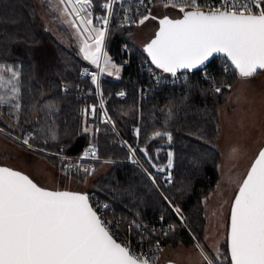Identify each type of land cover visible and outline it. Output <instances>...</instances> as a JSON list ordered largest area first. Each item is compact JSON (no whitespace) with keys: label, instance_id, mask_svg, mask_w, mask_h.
<instances>
[{"label":"trees","instance_id":"obj_1","mask_svg":"<svg viewBox=\"0 0 264 264\" xmlns=\"http://www.w3.org/2000/svg\"><path fill=\"white\" fill-rule=\"evenodd\" d=\"M36 1L0 0V75L12 81L0 88V95L11 97L12 85L20 90L17 99L0 105V127L15 143L33 154L44 155L54 164V157L22 145L16 138H28L48 151L64 148L70 154L81 152L89 142L97 143L100 156L112 159L113 163L86 190H94L114 206L115 213H110L112 218L148 224L159 220L162 215V221L159 220L162 225L179 223L169 205L171 202L185 212V223L191 233L197 235L196 241L204 243L206 211L202 200L210 195L220 179L222 154L216 146L221 131L219 110L240 78L234 66L224 56L215 57L208 64L220 85L219 92L195 70H180L188 75L176 85L153 87L150 76L140 63L149 61L153 69L161 70L151 63L144 47L134 41L136 25L120 26L115 17L107 37L106 53L122 69L119 78L104 72L101 83L104 94L109 97L111 118L130 144L153 147L154 143L149 139L157 130L173 134L177 151L174 179L170 184L159 179L158 189L145 171L130 161L129 149L120 145L108 123L96 131L98 111L94 115L88 114L78 96L79 87L88 91L95 87L92 81L79 77L80 67L90 63L83 59L79 50L77 31L59 17L50 0H39L41 6L55 16L59 37L44 22L37 11ZM93 1L96 10L101 11L106 0ZM121 5L122 2L117 3L118 8ZM12 72L19 74L18 80L12 78ZM123 88L128 94L120 99L115 91ZM16 103L20 104L19 109L15 108ZM195 106L201 109L195 111ZM136 126L139 134L134 130ZM85 128L89 131L85 132ZM31 134L34 136L30 137ZM135 149L141 156L139 148ZM205 154L210 158L203 161L201 157ZM102 164L98 162L95 170ZM191 167L198 170L190 177L188 170ZM70 172L77 179L87 175L85 172ZM154 237L160 238L166 247L194 242L181 225L166 234L156 233ZM222 250L223 258L218 264H228L227 239ZM159 253L154 261L160 262Z\"/></svg>","mask_w":264,"mask_h":264},{"label":"snow or ice","instance_id":"obj_2","mask_svg":"<svg viewBox=\"0 0 264 264\" xmlns=\"http://www.w3.org/2000/svg\"><path fill=\"white\" fill-rule=\"evenodd\" d=\"M140 2L143 4V0ZM60 3L71 7V12L69 7L63 11L74 14L76 19L71 21L74 27L79 20L77 33L81 35L79 50L83 59L100 73L111 76L115 70L119 78V67L103 51L105 31L116 0H106L102 5L108 15L96 17L101 27L93 25L92 13L88 11L92 0H60ZM164 6L177 8L182 17L160 19L155 37L144 46V52L157 69L176 76L180 70L192 71L204 66L210 57L220 53L243 79L264 70V0H221L218 7H209L207 11L201 10L198 0H164ZM124 19L127 22L129 17L125 15ZM147 19L149 16H142L139 24ZM82 75H90L99 89L97 73L85 69ZM12 78L18 80L19 74L12 72ZM11 83L0 75V88ZM19 91L12 85L11 97L0 95V105L17 99ZM119 95L124 96V93ZM14 106L20 108L19 103ZM136 131L139 134V129ZM161 136H166L171 144L172 135L168 132L156 131L152 138ZM23 143L28 145L29 140ZM129 151L134 157L137 149L129 146ZM139 151L146 157L149 155L146 148ZM89 154L94 159L99 158L95 147L86 150L84 156ZM167 155V167L171 168L173 152ZM157 170L164 171L163 168ZM83 171L91 174L94 169L84 168ZM150 178L155 183V178ZM174 211L180 215L179 207ZM110 223L90 203L87 194L51 191L39 187L20 171L0 167V264H151L145 255L132 251L126 242H117ZM227 249L228 264H264V149L259 151L238 186L231 205ZM205 259L208 264H214L207 255Z\"/></svg>","mask_w":264,"mask_h":264},{"label":"rangeland","instance_id":"obj_3","mask_svg":"<svg viewBox=\"0 0 264 264\" xmlns=\"http://www.w3.org/2000/svg\"><path fill=\"white\" fill-rule=\"evenodd\" d=\"M50 3L61 19L66 21L68 25H73L70 15L63 11L66 7L65 4H61L60 0H50ZM36 4L37 11L47 26L61 37L55 27V16L52 17L41 6L39 0L36 1ZM162 8L165 9L154 12L155 19L150 18L143 24L136 25L133 39L138 45L144 47L155 37V33L159 30L160 18L164 16H182V13L177 8ZM74 29L77 31V25ZM76 35L80 49L81 35L77 32ZM113 63L119 67L120 74L122 66L115 62ZM113 72V75L117 76L115 70ZM195 108H193L195 111L201 109L199 106H195ZM189 112L193 111L189 110ZM219 113L221 131L216 140V146L222 154L220 179L216 188L208 197L202 200L203 207L206 211L204 243L196 241L197 235L193 232L191 233L186 224L188 233L194 242L187 244L179 243L176 246L166 247L161 240V250H163L162 252L161 250L159 251L161 253L158 252L160 254L158 258L160 262L173 261L181 264H208V261L205 259V255H207L214 261V264H218L223 258L222 244L225 243L228 236L230 210L233 199L239 184L245 178L253 160L264 145V70L258 71L255 76L248 79L240 77L232 88L227 101L221 106ZM51 157L55 158L56 164L52 161L50 162L44 155L33 154L28 149L18 145L0 127V164L10 166L28 174L44 187L86 192L88 186H93V180L100 177L113 163L112 159L102 158L101 162L103 164L99 169L92 171L91 174L85 175L83 179H77L70 175V170L65 168L64 164L60 162L59 157L54 155H51ZM209 158L205 154L201 157V160L205 161ZM196 170H198L196 167H191L188 170L190 177L197 173ZM174 207H179V216L180 218L183 217L182 220L185 222L187 218L185 212L179 205H174ZM111 213H115L114 206ZM110 217L112 218V216ZM168 224L173 225V228L166 230L160 229L161 231L158 234H166L168 231L174 230L178 225L184 227L180 220L179 223L169 222ZM197 245H201V247H197ZM217 250L220 253L219 256H217ZM158 253L156 256H158Z\"/></svg>","mask_w":264,"mask_h":264},{"label":"built area","instance_id":"obj_4","mask_svg":"<svg viewBox=\"0 0 264 264\" xmlns=\"http://www.w3.org/2000/svg\"><path fill=\"white\" fill-rule=\"evenodd\" d=\"M106 2V1H105ZM103 2L102 5L105 3ZM122 2V5L120 8H118L117 3ZM221 3V0H198V4L201 8V10L207 11L209 7H218ZM101 5V11L96 10V6L94 1L92 0V7L88 9L92 13V20L93 25L96 27H101V22H98L96 20V17H103L108 15V12L103 9ZM66 7H69V12H71V7L65 4ZM156 6L165 7L164 6V0H143V4H141L140 0H116V3H114L112 8V14L109 17V22L105 31V38H104V44H103V51L106 52V41L109 34V31L111 29L112 22L114 21L115 17L117 20V23L120 26H128V25H138L139 20L142 16H149V19L152 18L154 14V9ZM171 7V6H169ZM81 15H85V13H81ZM125 15L129 17V20L125 22ZM72 19H76L74 14L70 15ZM76 25L79 27V20H76ZM87 35L86 33L84 34ZM93 35H95L93 33ZM140 66L144 71L148 73V75L151 78V84L153 87H163L167 85H176L180 83L182 80L187 78V72H180L178 71L176 76H172L170 73H164L162 71H157L156 69H153L150 66L149 61H144L140 63ZM85 69L88 70L89 73H97L98 74V83H99V89H97V86L94 84L95 89L92 90H86L84 88H78V96L81 98L83 102L84 111H86L90 115H94L96 111H98L99 114V123L96 125L95 129L96 131L101 130V126L104 123H108L112 131L115 132V134L118 137V141L120 145L125 146L129 149V146L131 148H146L149 155L146 157L142 152L141 156H138L135 153V156L131 158V162H134L135 164H138L147 174V176L150 178H155V185L158 189L159 186L157 184V181L161 179L164 183L170 184L174 179V168L176 166L177 161V151L176 147L173 141V134L172 135V142L171 144L168 143L166 136L156 137L155 139L152 138V135L149 139L150 143L153 147H149L148 145H141L138 144L137 146L132 145L128 142V140L123 136V134L118 130L116 125L114 124L109 108H108V99L109 97L104 94L103 86L101 83L102 75L103 73H100L99 69H97L94 65L90 64H84L79 69V77L83 80H91L90 75H82L84 73ZM200 77L206 81L211 82L215 89L219 88L220 85H218L215 81L214 72L212 71V68L210 65L206 64L204 66H201L200 68L195 70ZM123 92L124 96H120L119 93ZM128 91L126 89H119L115 91V95L120 98L124 99L127 97ZM101 101H103V105H101ZM93 108L95 111L93 112ZM138 126L135 127V132L137 133ZM162 133L167 132L165 130H157ZM170 133V132H168ZM31 136H34V134H31ZM18 141L27 147L31 145V149L40 151L42 153H46L49 155H54L56 157H59L60 162L64 164L65 168L70 171H81L84 172V168L89 169H96L97 163L102 160V157L99 153V147L97 143L95 142H89L85 145V147L82 149L81 152L77 154H70L65 152L64 148H61L59 151H48L45 149H42L38 147L37 145L31 143L29 141V144L26 145L23 143L25 139L28 138H18ZM29 140V139H28ZM95 147L96 149V155L99 157L98 159H94L91 154L88 156H84V153L86 150ZM173 152V158H172V167L168 168V152ZM155 165L156 167H153ZM163 168L164 171H158L157 169ZM170 174V178H169ZM150 180L153 182L152 178ZM161 192V191H160ZM86 194L89 196V199L94 206V208H97L102 218L106 221H110L109 227L112 229L114 236L121 241L122 243H127L128 246L132 251H134L137 254H143L148 258L150 261H153V259L156 257V254L161 250L162 243L161 239L154 237V234L161 231L160 229H168L173 228V225L166 224L162 225L160 221H162L163 216H159V220L148 223V224H142L137 221L132 222H125L122 219H114L110 217V213L113 210L112 204L103 199L99 194H97L94 190H86ZM102 205H107V208L102 207ZM170 207L174 211V206L169 203ZM175 213V211H174ZM176 214V213H175ZM178 218H180L179 215L176 214ZM181 224L186 227V223L180 218L179 219Z\"/></svg>","mask_w":264,"mask_h":264},{"label":"water","instance_id":"obj_5","mask_svg":"<svg viewBox=\"0 0 264 264\" xmlns=\"http://www.w3.org/2000/svg\"><path fill=\"white\" fill-rule=\"evenodd\" d=\"M165 17V16H164ZM164 17H162V18H160V19H163ZM169 18H171V19H178V18H181V17H178V18H175V17H171V16H168ZM159 19V20H160ZM158 31V30H157ZM154 38V37H153ZM152 38V39H153ZM218 56H224L225 57V55L224 54H220V53H217V54H214L213 55V57H210V59H209V61L208 62H206L205 63V65L206 64H208V63H210L215 57H218ZM230 62V61H229ZM194 70H196V69H194ZM258 71H260V70H258ZM261 149H264V145L261 147ZM260 149V150H261ZM259 150V151H260ZM258 154H259V152H258ZM258 154L256 155V157L258 156ZM256 157H255V159H256ZM255 159L253 160V162L255 161ZM252 162V163H253ZM252 165V164H251ZM0 167H8V168H11V169H13V170H15V171H19V170H17V169H14V168H12V167H10V166H7V165H3V164H0ZM251 167V166H250ZM250 169V168H249ZM21 172V171H20ZM21 173H23V172H21ZM23 174H25V173H23ZM25 175H27L30 179H32L33 180V182L34 183H36L39 187H42V188H45V189H48V190H51V191H71V192H80V193H82V194H86L85 192H83V191H78V190H70V189H52V188H48V187H44V186H42V185H40L39 183H37L33 178H31L28 174H25ZM247 175V174H246ZM246 177V176H245ZM238 191V190H237ZM237 193V192H236ZM236 195V194H235ZM90 200V199H89ZM234 200V199H233ZM90 203H91V201H90ZM233 203V202H232ZM92 204V203H91ZM231 211V210H230ZM229 223H230V219H229ZM114 238H116L115 236H114ZM117 239V238H116ZM117 242H120V243H122L121 241H119L118 239H117ZM151 262V264H181V263H178V262H173V261H169V262H157V261H150Z\"/></svg>","mask_w":264,"mask_h":264},{"label":"crops","instance_id":"obj_6","mask_svg":"<svg viewBox=\"0 0 264 264\" xmlns=\"http://www.w3.org/2000/svg\"><path fill=\"white\" fill-rule=\"evenodd\" d=\"M161 9H165V8H162V7H160V6H156L155 9H154V12H155L156 10L159 11V10H161ZM155 14H156V13H155ZM154 17H155V16H154Z\"/></svg>","mask_w":264,"mask_h":264},{"label":"flooded vegetation","instance_id":"obj_7","mask_svg":"<svg viewBox=\"0 0 264 264\" xmlns=\"http://www.w3.org/2000/svg\"><path fill=\"white\" fill-rule=\"evenodd\" d=\"M181 17V16H180ZM175 18H178V17H175Z\"/></svg>","mask_w":264,"mask_h":264},{"label":"bare ground","instance_id":"obj_8","mask_svg":"<svg viewBox=\"0 0 264 264\" xmlns=\"http://www.w3.org/2000/svg\"><path fill=\"white\" fill-rule=\"evenodd\" d=\"M72 18V17H71Z\"/></svg>","mask_w":264,"mask_h":264}]
</instances>
